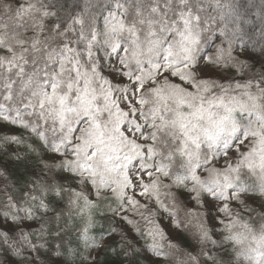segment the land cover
<instances>
[{"label":"snow or ice","instance_id":"snow-or-ice-1","mask_svg":"<svg viewBox=\"0 0 264 264\" xmlns=\"http://www.w3.org/2000/svg\"><path fill=\"white\" fill-rule=\"evenodd\" d=\"M0 264H264V0H0Z\"/></svg>","mask_w":264,"mask_h":264}]
</instances>
